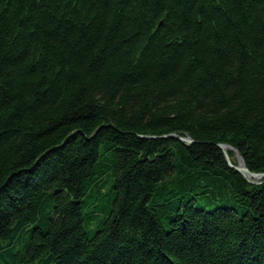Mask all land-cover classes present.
<instances>
[{"label": "trees", "instance_id": "1", "mask_svg": "<svg viewBox=\"0 0 264 264\" xmlns=\"http://www.w3.org/2000/svg\"><path fill=\"white\" fill-rule=\"evenodd\" d=\"M220 143L264 172V0H0V264H264Z\"/></svg>", "mask_w": 264, "mask_h": 264}, {"label": "water", "instance_id": "2", "mask_svg": "<svg viewBox=\"0 0 264 264\" xmlns=\"http://www.w3.org/2000/svg\"><path fill=\"white\" fill-rule=\"evenodd\" d=\"M171 136L179 138L181 140H185L186 142H192L193 138L189 135H178V134H171ZM219 146L223 149L226 159L228 161V163L233 166L235 169H237L238 171H240L247 179H249L250 181L253 182H260L261 179L259 178H263L264 177V172H255L249 169V167L247 166L243 156L240 154V152L238 151V149H236L235 147H233L230 144L227 143H220ZM227 148H231L233 150H235V155L237 157V163L234 164L229 156V153L227 151Z\"/></svg>", "mask_w": 264, "mask_h": 264}, {"label": "rangeland", "instance_id": "3", "mask_svg": "<svg viewBox=\"0 0 264 264\" xmlns=\"http://www.w3.org/2000/svg\"><path fill=\"white\" fill-rule=\"evenodd\" d=\"M234 155H235V150H234ZM235 157H236V155H235ZM236 159H237V157H236ZM237 161H238V160H237ZM259 179L264 180V177H263V178H259Z\"/></svg>", "mask_w": 264, "mask_h": 264}]
</instances>
